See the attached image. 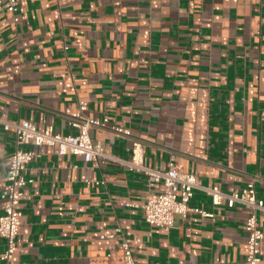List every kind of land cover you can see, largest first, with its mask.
<instances>
[{"label": "crops", "instance_id": "0c3cea01", "mask_svg": "<svg viewBox=\"0 0 264 264\" xmlns=\"http://www.w3.org/2000/svg\"><path fill=\"white\" fill-rule=\"evenodd\" d=\"M17 1L19 20L0 10V215L17 148L5 122L77 133L82 100L107 119L91 135L119 161L25 145L40 155L24 171L17 252L0 264H122L125 238L140 264H247L251 209L216 205L207 188L254 181L264 200V0ZM136 141L151 168L175 154L198 181L190 206L214 215L148 223L146 196L162 185L127 166ZM260 250L264 264V236Z\"/></svg>", "mask_w": 264, "mask_h": 264}, {"label": "built area", "instance_id": "2783aa9c", "mask_svg": "<svg viewBox=\"0 0 264 264\" xmlns=\"http://www.w3.org/2000/svg\"><path fill=\"white\" fill-rule=\"evenodd\" d=\"M5 2H7L8 10L16 15L18 1L0 0V10ZM15 19L19 20V16L16 15ZM106 122L107 119L101 120L86 116L85 104L81 100L79 111L69 119V124L77 129V133L65 135L56 132L52 126L39 129L34 122L29 120L4 123L6 130L15 131L17 148L9 157L6 183L1 193L0 235L6 240V250L0 255L1 260L10 263L17 252L23 216L21 199L24 195V187L32 182V179L24 175V171L34 157L40 155L36 149H27L25 145L31 144L34 148L54 146L60 155L82 156L87 162L119 161L106 151L101 141L95 140L91 135L93 127L103 126ZM116 130L128 133L122 127H118ZM175 157V154L171 156L168 167L164 170L151 168L145 164L142 144L136 141L133 145L131 159L126 161L131 170L145 172L150 185L154 183L162 185L161 191L147 194L143 208L146 221L163 230L170 229L177 216L187 217L191 213H198L205 217L214 215L198 207L190 206V200L194 195V190L198 187V181L193 173L177 168ZM207 191L211 194L212 201L216 205L226 203L227 206L233 207L236 203H241L251 209L245 225L249 251L246 263L260 264L262 262L260 242L264 232L258 223V212L264 210V200L258 197L254 181H250L242 189L235 190L230 194L224 193L219 185L209 187ZM114 234L102 235V238H113ZM122 248L124 257L122 264H140L134 258L128 239L122 240Z\"/></svg>", "mask_w": 264, "mask_h": 264}]
</instances>
